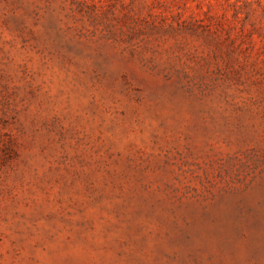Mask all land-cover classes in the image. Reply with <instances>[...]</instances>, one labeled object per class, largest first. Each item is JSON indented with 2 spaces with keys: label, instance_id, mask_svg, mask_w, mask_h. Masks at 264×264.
<instances>
[{
  "label": "rangeland",
  "instance_id": "374dc122",
  "mask_svg": "<svg viewBox=\"0 0 264 264\" xmlns=\"http://www.w3.org/2000/svg\"><path fill=\"white\" fill-rule=\"evenodd\" d=\"M0 264H264V0H0Z\"/></svg>",
  "mask_w": 264,
  "mask_h": 264
}]
</instances>
